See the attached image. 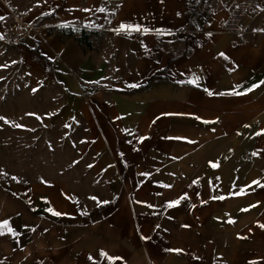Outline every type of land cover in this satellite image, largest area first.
Listing matches in <instances>:
<instances>
[{
  "label": "crops",
  "instance_id": "1",
  "mask_svg": "<svg viewBox=\"0 0 264 264\" xmlns=\"http://www.w3.org/2000/svg\"><path fill=\"white\" fill-rule=\"evenodd\" d=\"M241 1L0 0V264H264V0L244 42Z\"/></svg>",
  "mask_w": 264,
  "mask_h": 264
},
{
  "label": "built area",
  "instance_id": "2",
  "mask_svg": "<svg viewBox=\"0 0 264 264\" xmlns=\"http://www.w3.org/2000/svg\"><path fill=\"white\" fill-rule=\"evenodd\" d=\"M262 9L257 0H242L237 7L230 13V15L223 21H221V28L224 32L229 33L235 37L239 42H244L243 38L245 34L243 20L250 12H261ZM8 31H20V37L24 38L29 34H38L40 28L34 23H26L24 19L15 18L13 23L7 26ZM134 37L138 35L137 31L126 30Z\"/></svg>",
  "mask_w": 264,
  "mask_h": 264
},
{
  "label": "snow or ice",
  "instance_id": "3",
  "mask_svg": "<svg viewBox=\"0 0 264 264\" xmlns=\"http://www.w3.org/2000/svg\"><path fill=\"white\" fill-rule=\"evenodd\" d=\"M101 11H103V9H101ZM126 27L130 28L131 26H125V25H121V29H125ZM133 30L135 31H140V27L139 26H136ZM144 32H147L148 30L147 29H144L143 30ZM223 55V54H222ZM189 83H192V84H195L196 83V80H190ZM261 83H264V81H262ZM130 87H136V85H130ZM254 87H259V85H255ZM253 89L252 88H249L248 91H252ZM37 91L36 89H33V92ZM207 91V90H206ZM208 94L211 96L213 95L212 92H208ZM232 95H245L246 93H242V92H233V93H230ZM221 95H223V93H221ZM28 115H35V114H28ZM2 119V118H0ZM37 119H39V117H37ZM8 121L5 120V123H7ZM204 123H208V121H204ZM16 127H21L20 125H16ZM259 134V133H258ZM143 139H147V137H144ZM191 142V141H189ZM213 167H215V165L213 164ZM13 179H16L15 177H13ZM243 194V193H241ZM94 199V198H93ZM181 199H186V197H181ZM218 199H223V197H218ZM104 203H107V202H104ZM179 204V201H176V202H170L167 207L171 208V207H174V206H177ZM49 211L52 213V215H55V216H60V215H63L62 213H59V212H56V211H53L52 209H49ZM229 223H232L233 221H228ZM262 228H264V225H261ZM34 230V229H33ZM5 234H9V235H12L13 237H15L17 235V233L13 230V228L10 226L9 222L8 221H2L0 222V236H3ZM142 239H148L147 237H142ZM101 256H104L106 257L108 260H109V264H113L114 260L116 259H119V258H112V257H107V254L106 253H101ZM89 259L91 260L92 258L89 257Z\"/></svg>",
  "mask_w": 264,
  "mask_h": 264
},
{
  "label": "rangeland",
  "instance_id": "4",
  "mask_svg": "<svg viewBox=\"0 0 264 264\" xmlns=\"http://www.w3.org/2000/svg\"><path fill=\"white\" fill-rule=\"evenodd\" d=\"M3 57H4V52L1 51ZM1 59H0V90H4L6 87L5 86H8L10 84H13V87H15L16 84L18 83H5L3 80H4V76L5 74H10V75H15V74H19V70L16 66L12 65V66H8L6 67L4 65V58H2V56H0ZM14 58V57H13ZM2 80V81H1ZM7 84V85H5ZM9 87V86H8ZM8 115V114H7ZM15 116V115H14ZM16 116H20L19 114H16ZM6 117V113H5V109H4V106H0V119L1 121L4 120V118Z\"/></svg>",
  "mask_w": 264,
  "mask_h": 264
}]
</instances>
